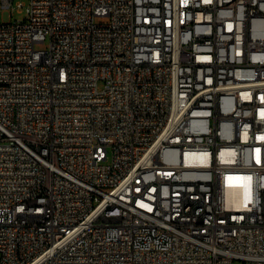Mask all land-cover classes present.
<instances>
[{"label": "built area", "instance_id": "built-area-1", "mask_svg": "<svg viewBox=\"0 0 264 264\" xmlns=\"http://www.w3.org/2000/svg\"><path fill=\"white\" fill-rule=\"evenodd\" d=\"M16 5L0 264H264V0Z\"/></svg>", "mask_w": 264, "mask_h": 264}, {"label": "rangeland", "instance_id": "rangeland-1", "mask_svg": "<svg viewBox=\"0 0 264 264\" xmlns=\"http://www.w3.org/2000/svg\"><path fill=\"white\" fill-rule=\"evenodd\" d=\"M18 1H23L24 3L27 2V0H15L14 7L11 8H2L0 7V23L3 22H9L13 20H23L26 18V13L24 7L21 9L16 5ZM48 43V40H46L44 43L38 44L37 48H44ZM103 87V81H99L98 88L101 89Z\"/></svg>", "mask_w": 264, "mask_h": 264}, {"label": "bare ground", "instance_id": "bare-ground-1", "mask_svg": "<svg viewBox=\"0 0 264 264\" xmlns=\"http://www.w3.org/2000/svg\"><path fill=\"white\" fill-rule=\"evenodd\" d=\"M173 118H181V111H173ZM220 211H213L212 222H219ZM229 226L232 228H240V221L237 218L229 219Z\"/></svg>", "mask_w": 264, "mask_h": 264}]
</instances>
